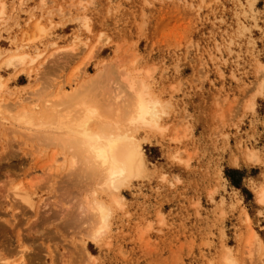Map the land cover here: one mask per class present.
I'll use <instances>...</instances> for the list:
<instances>
[{"label":"rangeland","instance_id":"1","mask_svg":"<svg viewBox=\"0 0 264 264\" xmlns=\"http://www.w3.org/2000/svg\"><path fill=\"white\" fill-rule=\"evenodd\" d=\"M19 46L41 56L3 67ZM0 54L5 103L115 64L162 110L160 130L136 133L145 171L97 242L69 224L84 194L70 168L1 125L0 264H264V0H0Z\"/></svg>","mask_w":264,"mask_h":264},{"label":"bare ground","instance_id":"2","mask_svg":"<svg viewBox=\"0 0 264 264\" xmlns=\"http://www.w3.org/2000/svg\"><path fill=\"white\" fill-rule=\"evenodd\" d=\"M83 27L88 29L85 24ZM23 47L16 48L15 53L4 59L1 65L15 69L27 62L35 64L41 54L29 59ZM82 47L85 49L87 45ZM89 60L90 55L82 65ZM113 65L110 70L103 66L104 69H99L72 89L78 67L66 80H62V73L57 81L44 80L28 96L17 97L14 102L5 103L0 99V126L7 123L11 134L23 136L31 143L35 141L43 149H54L49 161L54 165L53 169L58 171L68 166L72 171L70 184L80 186L78 191L84 194L74 200L75 215L70 217L69 224L80 228L93 242L108 231L114 209L120 206L116 193L145 171L136 133L141 129L160 130L162 114L160 100L147 85L129 73L114 71ZM5 85L0 77V90H5ZM56 154L61 156L60 162ZM248 157L257 158L252 153ZM14 192L25 199L20 186ZM98 192L109 194L110 204L98 199ZM257 200L264 202V186L257 192ZM246 220L249 221L247 217ZM247 243L250 248L254 245V250L261 248V242L252 229H249ZM224 255L226 263L232 264L228 253Z\"/></svg>","mask_w":264,"mask_h":264}]
</instances>
